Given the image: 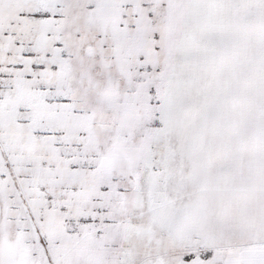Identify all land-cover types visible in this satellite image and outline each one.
<instances>
[{"label": "snow or ice", "instance_id": "1", "mask_svg": "<svg viewBox=\"0 0 264 264\" xmlns=\"http://www.w3.org/2000/svg\"><path fill=\"white\" fill-rule=\"evenodd\" d=\"M0 264H264V0H0Z\"/></svg>", "mask_w": 264, "mask_h": 264}]
</instances>
